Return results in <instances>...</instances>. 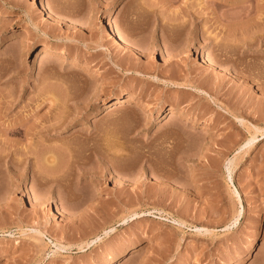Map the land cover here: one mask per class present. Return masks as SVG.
<instances>
[{
	"label": "rangeland",
	"instance_id": "1",
	"mask_svg": "<svg viewBox=\"0 0 264 264\" xmlns=\"http://www.w3.org/2000/svg\"><path fill=\"white\" fill-rule=\"evenodd\" d=\"M263 31L264 0H0V264H264Z\"/></svg>",
	"mask_w": 264,
	"mask_h": 264
},
{
	"label": "bare ground",
	"instance_id": "2",
	"mask_svg": "<svg viewBox=\"0 0 264 264\" xmlns=\"http://www.w3.org/2000/svg\"><path fill=\"white\" fill-rule=\"evenodd\" d=\"M34 4L38 7V10H39V13L40 14H42L45 18H48V19H50L51 21H55V22H68L69 20L65 17V16H61V15H58L57 14V12L55 13L54 11H52V9H49L48 8V6H47V4L45 3V2H41V3H37L36 1H34ZM74 21V20H73ZM34 27V25L30 22V23H27L24 27H23V31H21L20 33H18L19 35H21V34H25V33H28V32H30L31 31V29ZM105 30H106V32L109 34V37L110 38H113V39H115V40H117L119 43H121L122 45H123V47L127 50V51H129V52H131V53H138V48L134 45V43L131 41V40H129L128 38H126L124 35H122L121 33H119L117 30H115V29H107V28H105ZM235 30V29H234ZM236 32V30L234 31V33ZM45 34V33H44ZM261 34V33H260ZM260 37H261V42L262 43H264V31L262 32V35L261 36H259L258 38H259V41H260ZM257 38V39H258ZM246 42V40H244V43ZM29 46L30 47H34V43L33 42H31V43H29ZM43 47H42V49H41V52L42 53H44L45 55H50V54H57L58 56H60L61 58H68V57H66V56H68L67 54L69 53V50L66 48V47H61V48H57L56 46L57 45H54V44H44V45H42ZM161 49V48H160ZM161 53H162V57L163 56H165V57H167V52H165V50L162 48L161 49ZM73 62L74 63H76V64H78V65H80L81 66V69L82 70H88L89 68L91 69V65H90V63H88V62H79L78 61V59H73ZM209 60L208 59H206L205 57H204V59L202 60V63L203 64H206V65H208L209 64ZM215 62V64H218L217 63V61H214ZM224 70V69H223ZM223 72V71H222ZM100 75V74H99ZM176 84V83H175ZM120 97H122V93H119V94H116L113 98H114V100H116V101H120L121 99H120ZM130 99L129 100H131V98H134V95L133 94H131L130 95V97H129ZM147 109H149L148 107H147ZM171 113H172V116L173 115H175V113L176 114H179V115H185L186 114V112L184 111V110H182L181 108L179 109V108H176V107H172V109H171ZM194 120V122H197V120L196 119H193ZM55 130H56V128H55ZM48 134V133H47ZM46 134V135H47ZM44 135V134H43ZM48 137V136H47ZM51 138V137H50ZM49 139V138H48ZM52 153V152H51ZM51 153H50V155H51ZM45 154V153H44ZM54 154V153H53ZM46 155V154H45ZM56 155V154H55ZM55 155H51V157H53V159H52V161H51V159H49L50 158V156L49 157H47L49 160H50V162H51V165H53V163L55 164V162H53L55 159H57V158H55L56 156ZM47 156V155H46ZM55 156V157H54ZM45 159V158H44ZM43 159V160H44ZM48 159H47V161H46V159H45V161L46 162H48ZM47 164V163H46ZM48 164H50L49 162H48ZM107 233H108V231H107ZM106 233V234H107ZM97 237V236H96ZM101 239V238H100ZM84 242V247L86 246V245H88L90 242H88V240H84L83 241ZM60 243V242H59ZM62 244V243H61ZM59 245V244H57L56 243V245H58V246H60V248H61V246H63L62 248H67L68 246L67 245ZM81 245V248L83 247V245L82 244H80ZM79 245V246H80ZM130 252V251H129ZM134 252H135V250H134ZM128 254H130V253H128ZM131 254H133V253H131ZM115 262H118L117 260H115L114 258L113 259H111V260H109V261H107V262H105L104 264H113V263H115Z\"/></svg>",
	"mask_w": 264,
	"mask_h": 264
}]
</instances>
